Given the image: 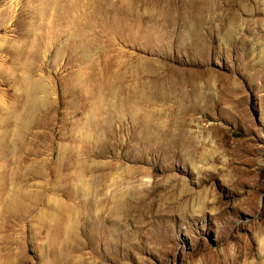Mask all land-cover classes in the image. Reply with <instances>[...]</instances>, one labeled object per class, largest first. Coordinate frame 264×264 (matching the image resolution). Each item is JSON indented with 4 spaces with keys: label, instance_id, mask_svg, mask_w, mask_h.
<instances>
[{
    "label": "rangeland",
    "instance_id": "rangeland-1",
    "mask_svg": "<svg viewBox=\"0 0 264 264\" xmlns=\"http://www.w3.org/2000/svg\"><path fill=\"white\" fill-rule=\"evenodd\" d=\"M0 264H264V0H0Z\"/></svg>",
    "mask_w": 264,
    "mask_h": 264
}]
</instances>
